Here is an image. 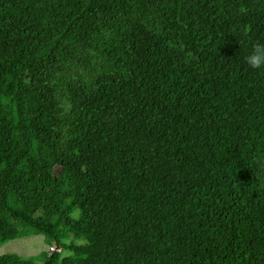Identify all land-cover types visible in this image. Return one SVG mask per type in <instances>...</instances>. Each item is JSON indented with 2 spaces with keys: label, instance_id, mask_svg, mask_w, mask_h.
Instances as JSON below:
<instances>
[{
  "label": "trees",
  "instance_id": "1",
  "mask_svg": "<svg viewBox=\"0 0 264 264\" xmlns=\"http://www.w3.org/2000/svg\"><path fill=\"white\" fill-rule=\"evenodd\" d=\"M264 0H0V264H264Z\"/></svg>",
  "mask_w": 264,
  "mask_h": 264
},
{
  "label": "rangeland",
  "instance_id": "2",
  "mask_svg": "<svg viewBox=\"0 0 264 264\" xmlns=\"http://www.w3.org/2000/svg\"><path fill=\"white\" fill-rule=\"evenodd\" d=\"M46 240L43 235H30L4 242L0 246V255L16 254L23 258L39 257L43 250H47Z\"/></svg>",
  "mask_w": 264,
  "mask_h": 264
},
{
  "label": "clouds",
  "instance_id": "3",
  "mask_svg": "<svg viewBox=\"0 0 264 264\" xmlns=\"http://www.w3.org/2000/svg\"><path fill=\"white\" fill-rule=\"evenodd\" d=\"M245 62L253 69L264 67V45H253L250 53L245 56Z\"/></svg>",
  "mask_w": 264,
  "mask_h": 264
}]
</instances>
